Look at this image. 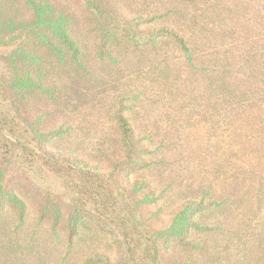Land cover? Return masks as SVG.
Returning a JSON list of instances; mask_svg holds the SVG:
<instances>
[{
  "label": "rangeland",
  "instance_id": "rangeland-1",
  "mask_svg": "<svg viewBox=\"0 0 264 264\" xmlns=\"http://www.w3.org/2000/svg\"><path fill=\"white\" fill-rule=\"evenodd\" d=\"M63 1L80 13L75 0ZM116 1L112 3L123 9L125 19L167 15L165 24L151 27L167 25L178 31L188 50L163 40L154 49L115 52V61L100 59L94 55V33L82 23L76 25L74 33L89 55L85 60L91 78H73L74 70L67 68L70 77L57 81V100L46 95L29 103L44 125L60 129L49 149L80 169L102 171L121 203L128 188L138 189L144 237L168 228L177 207L203 188L211 199L227 201L200 221L225 229L215 233L220 254L208 264H264V198L260 205L256 200L264 197V122L259 120V114L264 116V77H254L257 62L248 60L264 52V0ZM11 2L7 1L11 11L19 10V3L11 7ZM15 45H0V55ZM224 63L230 66L228 86L245 84L253 95H229L218 86L220 81H208L209 73L217 77L223 72ZM263 63L259 57L260 70ZM4 67L0 59V73ZM116 105L127 110L126 117L149 149L150 165L134 174L120 164L124 158L112 116ZM14 159L19 163L12 168L20 167L27 180L19 184L25 199L43 198L52 191L45 200L52 205L76 192L73 178L60 180L37 164L23 172L21 151ZM237 179L255 188L246 196L250 204L241 207L229 204ZM9 218L4 216L0 223V264H81L96 253L109 254L114 264L121 259L117 242L88 221L70 243L60 227L41 220L33 207H28L25 220ZM175 256L184 261L193 257V243L170 249L164 263Z\"/></svg>",
  "mask_w": 264,
  "mask_h": 264
},
{
  "label": "trees",
  "instance_id": "trees-1",
  "mask_svg": "<svg viewBox=\"0 0 264 264\" xmlns=\"http://www.w3.org/2000/svg\"><path fill=\"white\" fill-rule=\"evenodd\" d=\"M7 1L11 0H0V45L11 46L16 42L17 45L0 55L5 65L0 73V223L6 215L10 217L8 220H17L18 216L25 220L28 207H33L41 220L47 221L54 229L60 227L70 243L84 227L85 221L97 231L106 233L117 242L121 251L118 264L212 262L220 247L215 233H223L225 229L218 225H204L200 221L206 212L222 207L227 201L211 199L210 193L202 188L193 198L186 199L177 207L168 228L155 236L144 237L140 232L143 230L139 221L142 213L138 204L141 201L139 196L142 195L137 192L138 189L128 188L126 200L121 203L113 185L109 180L106 181L102 171L80 169L78 164L52 152L48 144L60 134V129L52 130L44 125L42 116L32 112V106L29 107L30 102L34 103L40 97L49 95L55 98L53 95L60 94L61 87L57 81L63 75L70 77L71 73H66L67 68L74 70L73 78H91L92 72L85 60L89 55L84 50L86 45L74 33L76 25L82 23L85 29L94 33V55L100 59L115 61V52L143 51L149 47L154 49L163 40L188 50L184 37L178 31L167 25L151 27L158 22L165 24L167 15L125 19L121 13L123 9L115 7L112 0H75L80 13L63 0H12L11 7L19 3V10L16 11H11ZM261 46H264L263 38ZM197 52L195 49L193 56ZM259 57L264 58V52L260 54L258 51L248 59L257 62L254 77H264ZM222 66L223 72L217 77L209 73L208 81L213 85L220 81L218 86L226 88L229 95H249L250 91L245 84L237 89L228 86L225 76L230 73V66L226 63ZM261 68H264V63ZM261 81L264 83V80ZM116 108L112 116L117 139L122 147L120 156L124 158L120 164L123 168L127 167L129 174H134L150 165L146 158L149 149L126 117L127 110L119 105ZM262 117L259 114V120L264 122ZM17 151H21L23 172L31 165H40L60 180L73 178L76 192L67 199L61 196L52 205L45 202L50 199L52 191H47L43 198L25 199L19 184L27 180L20 173V167L12 168L18 162L14 161ZM233 184L229 204L240 207L245 203L250 204V197L248 199L246 196L254 188L253 183L247 185L245 181L237 179ZM144 198L151 203L150 198ZM263 198L256 199L259 205L263 203ZM197 233L203 235L198 236ZM261 236L264 238V232ZM192 243L193 257L189 256L187 262L175 256L172 261L164 263V256L170 249L192 246ZM110 259L107 253H96L81 264H114Z\"/></svg>",
  "mask_w": 264,
  "mask_h": 264
}]
</instances>
